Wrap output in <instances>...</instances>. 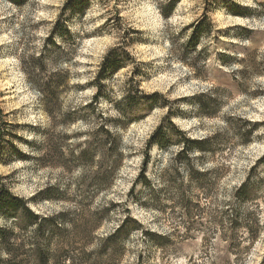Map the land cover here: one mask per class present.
Listing matches in <instances>:
<instances>
[{
	"label": "clouds",
	"instance_id": "clouds-1",
	"mask_svg": "<svg viewBox=\"0 0 264 264\" xmlns=\"http://www.w3.org/2000/svg\"><path fill=\"white\" fill-rule=\"evenodd\" d=\"M68 3L69 0H0V92L7 90L10 95L3 99H14L17 101L15 106L25 112L24 117L16 122L41 129L39 133L33 129L18 133L24 138L23 143L17 142L20 156L31 159L10 163L7 167L0 164V197L7 193L17 202L14 214L5 216L0 211V220L8 221L7 225L0 224V264H18L17 250L26 253V262L35 260L36 249L29 241H37V229L21 222V208L32 209L33 205L43 204L45 208L53 207L50 215L70 210L73 215H103L105 223L112 221L108 230L92 231L87 240L80 241L82 252L94 253L102 246L103 238L114 233L138 205L152 203L153 196H160L164 203L175 204L180 193L187 191L189 186L196 190V182L190 174L193 170L206 173L216 181L210 197L213 207H229L228 202L234 200V193L244 183L248 170L259 155H264V126L252 133L253 143L246 148L240 146L242 138L234 125V121L241 118L244 121H264V107H260L264 105V95L256 99L252 95L258 89L264 91V71H252L246 53L241 52L244 63L225 67L223 71L228 73L229 80L235 73L236 80L244 84L246 91L227 88L218 92L217 89H225L226 86L210 73L203 75L208 73L212 60L196 59L201 49L212 45L211 37H201L196 50L187 59L182 58L183 46L191 38L192 29L183 35H180L181 30L201 15L204 0H180L178 8L168 16L164 15V9L172 0H88L90 7L82 14H73L71 8L65 10ZM232 3L255 10V15L244 20L234 19L231 23H241L264 33V8L260 7L264 0H232ZM221 12L228 15L226 9L215 8L209 12V19H214L215 14ZM110 18L115 19L107 23ZM58 23L63 25L66 35L56 31ZM106 23L100 34L93 35ZM130 30H138L144 42L129 46L125 33ZM235 43L248 49L260 47L262 54L255 59L264 61V39L259 44H254L251 39L236 40ZM53 46L57 53L62 54L58 59L55 58L57 53L47 55V50ZM118 48L130 53L132 61L97 81L110 50ZM41 57L44 70L36 66L30 71L32 61ZM241 68L249 70L247 78L236 71ZM136 69L139 72L134 76ZM198 72L202 74L199 77ZM34 73L42 78L40 84L32 79ZM57 73L67 74V87L59 95L57 110L49 114L44 107L45 93L40 85ZM162 76H167L170 83L163 89L150 90L148 84ZM79 85L87 87L81 89ZM150 91H159L161 101L167 103H157L151 108L155 119L151 127L137 137L135 130L141 127L137 121L146 113L125 112L119 106L127 105L133 93L143 101L145 93ZM201 93L220 103L215 118H207L197 101L182 99ZM89 105L90 108L86 107ZM70 112H78L80 116L72 123H63ZM165 118L182 137L192 141H206L217 134L225 136L227 151L218 156L202 152L198 146L185 151L183 140L177 143L172 131L165 126ZM101 127L116 142L115 151L110 155L107 149L111 144L97 149L88 163L43 167L39 162H33L48 152L47 145L43 143V131L50 130L56 139H62L65 134H81L61 145L67 157L70 151L79 156ZM245 127L250 128L251 125ZM161 128L169 141L166 144L154 139L157 129ZM76 144L81 148H76ZM36 145H42V148L37 150ZM253 149L256 155H252ZM181 153L187 159L178 160ZM6 159L17 158L13 155ZM116 161L119 164H115ZM220 168L224 170L222 178L217 177L214 171ZM105 169L112 170L111 182L91 195L86 193L87 183ZM177 171L179 176L173 185L169 177L176 176ZM167 195L174 199H166ZM259 195L264 200V191ZM50 200L53 201L51 205ZM64 200L67 202H62ZM113 203L117 205L115 209L112 208ZM153 217L159 227L157 223H145V228L153 232L167 235L173 229L183 230L178 220H171L165 213L153 212ZM56 223L62 231L73 229V224L67 220L58 218ZM258 225L264 226V215H260ZM142 231L134 233V236L139 237ZM261 240L264 241V228H261ZM134 246L137 252L142 248L139 241ZM131 247L133 245H129ZM56 251L57 243L53 240L50 252L55 254ZM199 254L198 249L185 248L177 252L180 260L168 256L164 264H188L183 259L184 255L192 257ZM162 255L157 250L151 264H159ZM237 256L239 259L231 254L224 257V264L229 260L231 264H258L243 250V246L237 250ZM212 258L215 259V255Z\"/></svg>",
	"mask_w": 264,
	"mask_h": 264
},
{
	"label": "rangeland",
	"instance_id": "rangeland-1",
	"mask_svg": "<svg viewBox=\"0 0 264 264\" xmlns=\"http://www.w3.org/2000/svg\"><path fill=\"white\" fill-rule=\"evenodd\" d=\"M174 1L175 0H172V3L164 9L165 16L171 15L178 8L180 1L175 4L173 8H171V5ZM83 6L84 7H81L82 9L78 10V12H80L81 14L86 8L90 7L88 0H86V4ZM260 7L264 8V5H261ZM215 8L226 9L228 15H225L223 12L217 13L215 14V18L210 20L209 12ZM238 8L253 10L240 5H235L232 3V0H213L212 3H209V0H204L203 12L201 13V15L198 16L196 20H193L192 23L185 25L180 34L183 35L188 31V29H192L193 26H195L202 20H206L209 24H211V32L208 36H205V38L211 37L212 45L201 49L196 59L200 60L208 58L212 60V63L209 65L208 73H204L203 75L206 76L210 73L213 78L222 82L226 86L225 89H217L218 92L225 91L227 90V88H236L240 91H246L244 84L236 80L235 73H233L232 79L229 80L228 73H225L223 71L224 67H222V61L223 56L225 55L233 57L234 59L237 58L240 60H244L243 57H241L240 53L245 52L248 57V63L251 65L252 71L256 73L264 71V61H257L255 59L257 56L262 54L260 47L248 49L245 45L235 43L236 40L251 39L254 44H259L260 41L264 39V33L251 30L241 23L233 24L230 22L234 19H248L234 16V12H237ZM254 15L255 10L251 14V16H249V18L253 17ZM112 19L115 18H110L109 22L107 23H110ZM107 23L106 25L101 26L100 29H97L96 33H94L93 35L100 34L102 30L107 26ZM242 29H248L252 31V33L246 34L242 32ZM60 33L62 34V32ZM125 39L129 46L141 44L144 42L138 30H130L129 32H126ZM186 45L183 46V59H187L188 56L193 52H188ZM114 50L118 51L117 55L123 63L122 67L126 66L127 63L132 61L133 57L126 50L118 48L112 49L110 50V52ZM59 56L60 55L57 56V59L59 58ZM233 64H235V61L230 63V67ZM236 71L239 72L240 75L244 78H247L249 76V70L247 68L237 69ZM137 72H139V69H136L133 75L135 76ZM38 75L39 74L36 73V76ZM53 75H59L62 79V84H64V86L59 91L61 94L62 91L67 87L68 76L67 74L59 73ZM110 75L111 73H107L105 77H108ZM197 75L199 77L202 74L198 72ZM172 78L174 79L175 77L173 76ZM40 79L42 78L40 77ZM169 83V78L167 76H162L159 80L149 83L148 88L150 90L154 88L163 89ZM78 87L83 89L87 86L79 85ZM169 91H171V88H169ZM155 93L160 94L159 91H150V93H145V95L149 96ZM6 95H10L7 90L0 92V108L4 111L7 124L11 125L7 130L8 136L6 137L8 139L2 145L3 155L1 154V156H3L4 158L3 165L5 167H7L10 163L21 162L20 159H6L12 157L13 155L18 156L20 154L17 148V142L23 143L24 138L22 135H18V133H20L21 131H27L29 129H33L38 133L41 132V129L39 127H35L26 123L21 124L16 122L24 117L25 112L22 110V108H18L15 106L17 101H15L14 99H3V97H5ZM252 95L253 99H256L259 96L264 95V91L258 89ZM199 96L202 97V101H209L208 98H206L209 95L201 93L196 97ZM196 97H183L182 99L195 100ZM157 100L158 103L167 102L161 101V97ZM215 104L219 110L220 103L217 101ZM44 107L45 109L47 108L46 110L49 112V114H51L59 107V100L56 106L49 105L48 102H45ZM86 107L90 108L91 106L89 105ZM119 107L122 108L123 105H120ZM260 107H264V105H260ZM147 108L148 107L145 105V103L139 102L133 111H143L144 113H146L145 115H141L140 119L137 121V123L141 125V127L135 130V135L137 137L143 135V133L151 127L152 121L155 119V113L152 111L149 113ZM257 112H259V108H257ZM169 115H171V113H169ZM79 116L80 113L78 112H70L64 117V120L62 122L66 124L72 123ZM234 125L239 134L243 136L247 135L249 130H251V127L246 128V125H257L256 128L258 130L260 127L264 126V121H244L241 118L234 121ZM101 128L98 129L95 133L94 139L90 143H88V147L83 148L80 151L79 156H77L74 151H70L67 157H65L64 151H62L61 145H63L66 141H70L80 136L81 134H65L62 139H56L53 137L50 130H45L43 131L42 135L43 142H46L48 148L47 158L45 159L46 161H44L43 158H39L37 161L33 162H39L43 167L54 165H63L65 167H69L75 166L80 163H88L92 161L97 149H102L109 144H111V147H109L107 151L110 155L115 151L114 144H116V142L112 140V138L111 140H108V138L103 135V133H101ZM241 129L243 130L241 131ZM221 137L224 139V141H226L227 144V138L223 135H221ZM251 137L252 135L248 136L249 141L247 144L242 143L240 146L246 148L250 147L253 143ZM35 147L37 150H40L42 148V145H36ZM75 147L81 148V145L76 144ZM225 151H227L226 147H224L221 152ZM221 152H219L215 156H218ZM83 153L86 154L82 158ZM256 154V150L253 149L252 155ZM263 157L264 155H259V159L256 160L255 164H253L252 167L248 170L247 178L244 181L245 183L250 176L251 186L249 189L252 193V198L249 201L243 202L239 200L237 197V190L234 193V200L228 202V204L230 205L229 207H213V202L211 201L210 197L215 188L216 181L212 176L208 175L205 182V189H198L197 187L196 190H193L191 186H189L187 191L180 193V198L176 200L175 204L164 203L160 196H153L151 198L152 203L146 202L142 206L138 205L133 214L127 216L126 219L131 218L132 220L137 221L139 227L136 229H131L133 228V226L132 224H130V226L128 227L131 229L130 233L127 236L122 237V239L116 246L117 249L113 248L112 246L105 252V254H103V252H100L101 247L95 250L94 253H88L86 251L82 252L80 241L87 240L92 231H107L111 226L112 221H108L107 223H105V218L103 215H96L94 217H88L83 214L73 215L72 210H70L69 212H58L50 215V213H53V207L45 208L43 204H40L39 206L33 205L32 210L37 215L43 218L56 219L58 216L63 215L68 222L73 224V229L63 230V235L52 236L51 233H48L39 242V246L43 250H47L46 253L49 257L47 264H151V261L155 258V252L157 250H160L163 253L159 264H164V261L168 259V256H171L174 260H180L181 257L177 255V252L183 251L185 248H190L193 250L198 249L200 253L198 256L192 257L184 255L183 259L187 260L188 264H193V262H195V264H224V257L228 256L229 254L239 259V257L237 256V250H241V246H243V250H246L248 252L251 259L257 261L258 264H264V241L261 240V228H264V226L258 225L260 215H264V200H262L259 195L261 191H264V166L260 167L255 173H251L252 169ZM26 159L31 158L26 157ZM249 159H251V155L249 156ZM115 164H119V161H116ZM214 171L217 177L222 178L224 171L223 168L216 169ZM111 178L112 170L105 169L103 173L95 175L87 183L85 192L91 195L96 191V189L102 190L111 182ZM169 182L175 185L177 183V176L169 177ZM181 187L183 186L181 185ZM166 199L172 200L174 199V197L172 195H167ZM62 202L67 201L64 200ZM49 203L51 205L53 201H49ZM221 204H224V202L221 201ZM249 205H251V207H248ZM56 206L58 207V205ZM116 207L117 205L113 203L112 208L115 209ZM153 212L165 213L170 217L171 220H178L183 230L181 231L180 229H173L167 235H161L159 233L153 232L151 229L145 228V223H157L156 218L153 217ZM123 223L120 225V227L123 225ZM0 224L7 225L8 223L5 224L0 221ZM157 226L159 227L160 225L157 223ZM169 226L171 225L169 224ZM141 230L143 231L141 232V235L139 237L134 236V233ZM244 232H247L246 236L244 235ZM114 233H110L107 237H104L103 240L107 239ZM147 233H154L156 235H159L164 238L165 241H161L162 245H158V243H154L149 238ZM173 237H175V239H173ZM53 240H55L57 243V251L55 254L50 252V247ZM137 241H139L142 245V248L139 252L136 251V248L134 246ZM29 243L33 246V244H35V241H29ZM129 245H133V247L129 248ZM115 249L117 250V252H115ZM22 252L23 251H18L16 255L22 256ZM257 252L259 254H257ZM53 255L55 256L54 259L52 258ZM214 255L216 257L215 259L212 258ZM228 264H231L230 260L228 261Z\"/></svg>",
	"mask_w": 264,
	"mask_h": 264
},
{
	"label": "trees",
	"instance_id": "trees-1",
	"mask_svg": "<svg viewBox=\"0 0 264 264\" xmlns=\"http://www.w3.org/2000/svg\"><path fill=\"white\" fill-rule=\"evenodd\" d=\"M180 0H175L173 4L171 5V8L175 6ZM86 4V0H69V3L65 5V10L71 8L73 13L78 12V10L82 9L81 7H84L83 5ZM254 12V10H248V9H242L238 8L237 12H234V16L236 17H241V18H249L251 14ZM212 28L211 24H209L206 20H202L198 22L195 26L192 28V34L191 38L189 39L186 48L189 51H195L196 50V45L200 43L201 37L208 36L210 34V29ZM56 31L62 32V35H66V30L63 28L62 24L58 23ZM242 32L244 33H252V31L248 29H242ZM245 38V37H243ZM51 40V38H49ZM117 50H114L109 53V55L106 57L105 64L103 65L102 71L99 74L97 81L100 78H103L106 76L107 73H114L116 70L122 68L123 63L121 62L119 56L117 55ZM53 53H57V49L55 46H53L52 49L47 50V55L52 56ZM58 54L56 55L55 58H57ZM42 59H35L32 61V64L30 65V71L35 68L36 66H39L41 71L44 70L43 64H42ZM235 64L237 63H243L244 60L240 59H234L233 57L230 56H223V61H222V67H230V63L234 62ZM242 72V71H241ZM32 79L37 83L40 84V75L36 76V73L33 74ZM45 93V98L43 103L48 102L49 105H57V102L59 100V95H60V90L63 88L64 84H62V79L59 75H52L46 80L43 81V84L40 85ZM101 92L102 87H101ZM161 95L158 93L149 95L145 97V100L141 101L140 98L133 93L129 97V103L127 105H123L121 108L123 111L128 112V111H134L135 107L138 105L139 102L145 103V105L148 107V112H151V108L154 107L158 103V98H160ZM202 97H196L195 101H197L200 104V110L201 112L208 118H215L218 108L216 107V100L215 98L211 96H207L209 101H202ZM95 99V98H94ZM167 103V102H166ZM47 109V108H46ZM146 117V116H144ZM140 119V118H139ZM165 126L169 128L174 136V139L176 140L177 143L181 142V139L183 140V143L185 144V151L191 149L193 146H198L202 152L205 153H211L212 155H217L219 152L222 151L224 148V145L226 144V141L221 137V135H216L209 140L206 141H192L189 140L186 137H182V134L179 133L175 126L171 124L170 121L167 120V118L164 120ZM10 124H7L6 122V116L4 115V111L0 108V164H3V156L2 150H3V144L4 142L8 139L6 136L7 130L10 127ZM257 125L251 126V130L247 133V135H241L242 138V143L247 144L249 141L248 136H251L254 131L257 130ZM163 128V125H162ZM161 129H157V133L154 134V139H158L162 143H168L169 141L164 135V132ZM101 133L105 135L108 140H111V135L106 132L105 129L101 128ZM6 133V134H5ZM46 144V142H43ZM114 149L116 147V144H114ZM86 153H83L82 158L85 156ZM3 155V154H2ZM18 155V154H17ZM17 159L23 160L26 159V157H21L20 154L16 156ZM47 158V154L45 157H43V160L46 161L45 159ZM178 160H184L187 159L185 157L184 153H181L179 157L177 158ZM264 166V157L257 163V165L252 169L251 173H255L260 167ZM192 178L196 182V185L198 189H205V182L207 180L208 174L206 173H199L195 170H193L191 173ZM143 173H141V176ZM176 176H179V172L177 171ZM250 176L248 177L247 181L239 188L237 191V197L239 200L243 202H247L252 198V193L250 191ZM51 201V200H50ZM17 209V202L15 200H12L10 196L5 193L3 197H0V211H3L5 216L12 215L16 212ZM20 220L23 224L28 225V226H35L37 229V241H35V244H33V247H35L36 252H35V260H27L26 262V253L23 251L22 256H17L20 259L18 260V264H47L48 262V254L46 253L47 250H43L39 246V242L43 237H45L46 234L51 233V235H63L64 232L60 229V227L57 225L56 221L57 219L66 220L65 216H58L56 219L52 218H43L39 215H37L32 209H27V208H21L20 211ZM3 223H8L7 219L0 220ZM132 224L133 228L131 229H136L139 227V224L137 221L132 220L131 218H127L123 225L110 237L107 239H104L103 244L101 246V253L105 254V252L110 249V247L113 246V248L117 249V244L120 242L123 236H127L131 229L128 228ZM248 227V226H247ZM149 238L154 242L158 243V245H162L161 241H165L164 238H162L159 235H156L154 233H147ZM115 249V250H116ZM20 250H17V252ZM117 252V250L115 251ZM25 256V257H23Z\"/></svg>",
	"mask_w": 264,
	"mask_h": 264
}]
</instances>
